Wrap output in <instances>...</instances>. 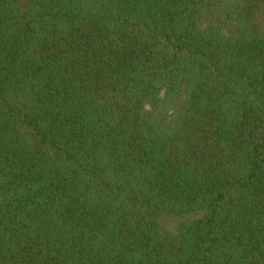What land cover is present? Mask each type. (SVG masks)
<instances>
[{
    "label": "trees",
    "instance_id": "1",
    "mask_svg": "<svg viewBox=\"0 0 264 264\" xmlns=\"http://www.w3.org/2000/svg\"><path fill=\"white\" fill-rule=\"evenodd\" d=\"M0 264H264V0H0Z\"/></svg>",
    "mask_w": 264,
    "mask_h": 264
},
{
    "label": "rangeland",
    "instance_id": "2",
    "mask_svg": "<svg viewBox=\"0 0 264 264\" xmlns=\"http://www.w3.org/2000/svg\"><path fill=\"white\" fill-rule=\"evenodd\" d=\"M165 222L171 229H175L177 227V221L175 218H166Z\"/></svg>",
    "mask_w": 264,
    "mask_h": 264
}]
</instances>
